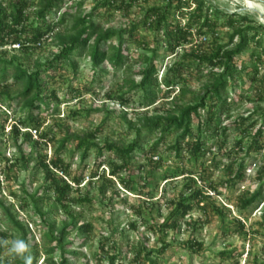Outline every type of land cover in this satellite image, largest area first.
Instances as JSON below:
<instances>
[{"label":"rangeland","instance_id":"374dc122","mask_svg":"<svg viewBox=\"0 0 264 264\" xmlns=\"http://www.w3.org/2000/svg\"><path fill=\"white\" fill-rule=\"evenodd\" d=\"M2 1L8 3V0ZM37 1L29 0L25 23L27 33L34 22ZM99 2L64 0L48 14L55 25L53 35L44 36L40 44L27 45L25 50L11 43L0 47V57L7 60L16 57L17 62L31 69L37 64H45L59 53L54 33L66 31L73 16L91 13V20L100 28L120 30L137 24L134 38H127L124 34L127 61L120 69H113L107 62L103 63L104 71L93 68L88 50H84L71 55L74 66L69 61L58 60L53 68L41 70L48 104L46 108L42 105L40 109L33 110L41 118L33 138L38 139L40 132L48 130V143L40 142L35 147L23 136L16 142L9 135L10 125L24 117L27 111L20 110L21 101L17 99L21 83L8 78L0 84V89L5 87L12 96L2 95L0 99V124H4V133L0 131V200L8 208L5 210L0 204V264H18L17 258L13 259L6 250L7 242L22 237L10 215L25 228L32 264H47L51 259L59 262V249L46 252L56 242L48 241L44 234L50 226L58 228L63 220L69 221V212L77 217L76 228L90 223L91 229L80 233L75 228L66 235V251H77L74 255L66 254L68 264H109L112 256L116 257L113 264H149L148 259L154 264H264V197L245 210L238 207L239 197L261 184L258 170L264 165V131L260 138L261 150L246 154L249 133H254L259 125L264 124V0H206L222 11L223 16L218 19L215 29L207 34L192 29L188 42L174 52L163 45L161 30L149 25V19L146 24L142 22L147 9L164 7L167 0H134L129 7L125 4L120 8L97 7ZM171 5L168 19L181 26L195 7L192 0L183 4L182 11L173 7L175 2ZM68 8L71 17L67 16L63 23L57 25L59 17ZM234 13L249 15L255 25L260 24L263 28L234 60L235 69L227 85L228 107L220 113L218 121L207 120L206 108L200 110L199 117L192 116V134L181 142L179 155L171 148L177 132L167 133L158 144L157 152L151 154L150 147L159 134H148L143 130L142 150L131 155L127 168L112 178L113 183L104 179L112 177L110 164L119 166L120 158L104 148L100 154L96 148H91L82 159V149L70 140L58 157L69 166L65 179L71 182L73 189L67 196L68 213L60 208L52 192L44 188L43 171L36 166L38 155H45L47 161L56 157L59 140L65 130L80 135L92 133L99 146L106 141L117 145L131 141L135 133L127 121L136 122L138 111L146 108L147 113H153L155 108L159 112L168 109L171 96H176L182 85L178 84L168 93V98H165L162 86L154 104L139 107L142 94L139 90L129 92L125 79L139 81L137 71L144 67L142 56L145 53L151 55L150 49H157L156 77L160 82L168 64L176 58L175 53L178 52L181 58L183 49L208 52L216 43L234 47L237 38L231 42L233 24L227 18ZM111 42L116 43L117 38L113 37ZM186 62L191 66L183 73V84L187 90L184 102L192 101L203 93V84L209 79L211 69L195 59L190 61L187 58ZM214 69L221 71L222 66L216 65ZM11 72L12 67L9 66L7 73ZM51 90L55 91L56 98L49 95ZM124 92L129 101L126 106L118 100V95ZM196 138L203 143L204 153L198 156L187 150V143ZM20 150L26 155V162L12 165ZM242 158L244 180L233 185L224 184L231 178L235 163ZM230 163H233L231 169ZM94 173L103 174L105 178L92 177ZM168 176L171 177L166 179ZM74 177L81 179L79 185L72 182ZM120 178L127 179L129 186L120 183ZM188 185L209 194L208 203L197 205L191 202V211L180 220L178 227L164 230L161 224L173 209L172 201L187 197L190 193ZM211 186L216 190L210 189ZM35 191L37 202L31 197ZM84 197L89 200H81ZM36 207L45 213V220ZM237 218L244 225L243 231L235 230ZM163 245L167 247L162 251ZM223 251H232L234 255H221Z\"/></svg>","mask_w":264,"mask_h":264},{"label":"trees","instance_id":"16d2710c","mask_svg":"<svg viewBox=\"0 0 264 264\" xmlns=\"http://www.w3.org/2000/svg\"><path fill=\"white\" fill-rule=\"evenodd\" d=\"M188 1L189 0H167L164 7H151L147 9L142 19V22L145 24L149 19V25H152L156 30L162 31V36L164 38L163 45L173 50L172 52L188 42V36L192 29L196 28L198 33L207 34L215 29L218 19L223 16L222 11L208 4L206 0H192L195 7L189 13L185 24L181 26L179 23L173 24L170 22L168 18L170 8L172 7L171 4L175 2L173 7L176 10L182 11L183 4H186ZM63 2L64 0H38L34 22L31 23L30 31L27 33V26L25 23L28 20L26 10L29 7V0H8V3L0 0V47L2 48L4 45L11 43L12 45L17 44L18 47L25 50L27 49V45L31 43L40 44V40H42L44 36L49 34L53 35L55 25H53L52 20H49L48 14L54 12ZM133 2L134 0H100L97 7L116 6V8H120L125 4L129 7ZM181 13L183 14V12ZM69 14L70 8L66 9L61 14L57 21V25L63 23L67 16L71 17ZM91 17V13L83 16H73L72 24L67 27L66 31L55 32L54 36L59 44L60 51L43 65L37 64L30 69L24 67L22 63L17 62L16 57L9 60L0 57V84H3L8 78H11L15 83H21L22 88L17 94V99L21 101L20 110L27 111L24 117L18 118L10 125L9 135L14 137L16 142L18 138L22 136L35 147L40 142H49L50 131L40 132L38 139H34L30 131L31 129H35L36 132H38V128L41 124V118L37 114H34L33 110L40 109L42 105L46 108L48 104L47 97L44 95L46 87L41 77V70L53 68L55 66V61L58 60L69 61L71 65L74 66V62L71 61V55L75 52L80 54L84 50H88L93 68L99 69V71H104L102 66L105 62L113 69H120L126 63L127 54L124 34H126L127 38H134L137 24H131L129 27L120 30L110 27L100 28L97 23L91 20ZM227 18L228 22L233 24V31L230 35L231 42H233L234 38H237L234 47H229L228 44L216 43L215 47L208 52L199 49H191L189 53L187 50L183 49L184 52L181 58L178 52L175 53L176 58L168 64L160 82L156 77L157 68L155 65V57L157 55V49H150L151 55L145 53L142 56L141 63L144 64V67H141L137 71V74H140L139 81L136 82L130 78L125 79L129 92L136 90L141 92L142 97L138 101L139 107H148L154 104L157 93L162 90V86L165 88V98H168V93H171L178 84L182 85L178 88V94L176 93V96H171L169 102L170 107H168V109L159 112V110L155 108L153 113H147L146 108L138 111L136 122L131 120L127 121L128 126L134 130L135 133V137L131 141L120 145H117L115 142L106 141L102 146H99L98 143L93 140L92 133H83L80 135L69 133L65 130L64 136L59 140L56 157L50 158L47 161L45 155H38L36 166L43 171L44 180L46 182L44 188L52 192L53 198L60 208L67 212V202H69L67 201V196L73 189L71 182L65 179L69 166L63 164L62 160L58 157L60 150L63 149L65 144L70 140H74L76 142V147L82 149V159L85 158L88 150L91 148H96L98 154H100L102 148H104L119 157L121 160L119 166L110 164L111 169L109 170V174L112 177L105 178L103 174L95 175L96 173L92 175V177L105 178V182L113 183L112 178H115L122 170L127 168L130 163L131 155L142 150L141 135L143 130L148 134L157 132L159 134L150 147L151 154L157 152L158 144L167 133L177 132V138L171 145V148L174 150L175 154L179 155L182 149L181 142L192 134V116L199 117L200 110L206 108L208 113L207 120L213 121L214 119L218 121L220 113L228 107L227 85L232 77V71L235 69L234 60L247 48L249 41L258 36L259 30L263 28L260 24L255 25L256 22H253V19L246 14L240 13L239 15L234 13V15H229ZM250 32L253 33L249 37ZM22 35H24V37H22ZM113 37L117 38L116 43L111 42ZM186 57L190 61L195 59L200 63H206L211 69L208 73L209 79L203 84V93L196 95L192 101L184 102L183 98L187 90L183 84L185 81L183 73L191 66V63L186 62ZM216 65L222 66V70L216 71L214 69ZM9 66L12 67V72L10 74L7 73ZM2 95L8 98L12 97L5 87L0 89V99ZM49 95L56 98L54 90H51ZM118 100L122 106H126L129 102L125 92L118 95ZM74 112L77 113V111ZM223 129H225V127H223ZM0 131L4 133V124H0ZM263 131L264 124H261L255 129L254 133H249L250 140L246 145V154L251 151L261 150L262 142L260 138ZM240 142L241 141H239V143ZM187 146V150L194 156H198L203 152V143L200 138L188 142ZM26 159V155L20 150L19 157H15L13 161L9 159V161H12L11 164L15 165L19 161L26 162ZM243 159L244 158L235 163L236 165H234L231 178L225 181L224 184L233 185L238 181L244 180L245 166ZM231 168H233V163L229 164V169ZM263 174L264 165L258 170V178L261 184L254 191H246L239 197V209L245 210L264 197ZM170 177L171 176H168L166 179ZM72 182L79 185L81 179L74 177ZM120 183L126 187L129 186L128 180L125 178H120ZM209 188L216 190L215 186ZM188 189L190 193L187 197L179 198L174 202L172 201L173 209L164 218L161 224L164 230L178 227L180 220L191 211L193 207L191 202H195L197 205L200 203H208L207 200L210 199V195L204 190L199 187L192 188L191 185H188ZM36 193L35 191V194L31 195L34 202H37V197H35ZM81 200L88 201L89 199L84 197V199ZM0 204L5 210H8L1 200ZM36 211L45 220V213L39 207H36ZM68 215L70 218L69 221L63 220L58 228L50 226L51 228H48L49 230L44 234V237L47 238L48 241L56 242L55 245L47 248L46 252L52 253L59 249L60 254L59 262L51 259L47 264H68L69 258L66 254H77V251H66V245H68V243H64L66 235L70 230L76 228L77 223V217L70 212ZM10 218L21 231V239L27 242L24 226L19 221L15 220L12 215H10ZM235 221V230L243 231L244 225L241 219L237 218ZM76 229L80 233H84L91 229V224L83 223ZM0 234L2 235V233ZM166 247L167 245H163L161 250H165ZM29 250L31 251V247H29ZM221 255L233 256L234 253L232 251H223ZM115 258V256L110 257L109 264H113ZM148 260L149 264H154L150 259ZM16 262L18 264H24L23 260L20 258H17Z\"/></svg>","mask_w":264,"mask_h":264},{"label":"clouds","instance_id":"9594fccd","mask_svg":"<svg viewBox=\"0 0 264 264\" xmlns=\"http://www.w3.org/2000/svg\"><path fill=\"white\" fill-rule=\"evenodd\" d=\"M7 253L13 258H20L24 264H32L33 257L30 254L29 245L23 239H13L6 244Z\"/></svg>","mask_w":264,"mask_h":264},{"label":"built area","instance_id":"2783aa9c","mask_svg":"<svg viewBox=\"0 0 264 264\" xmlns=\"http://www.w3.org/2000/svg\"><path fill=\"white\" fill-rule=\"evenodd\" d=\"M30 131L32 132V134L34 132L33 136H35L36 130L35 129H31Z\"/></svg>","mask_w":264,"mask_h":264},{"label":"bare ground","instance_id":"6f19581e","mask_svg":"<svg viewBox=\"0 0 264 264\" xmlns=\"http://www.w3.org/2000/svg\"><path fill=\"white\" fill-rule=\"evenodd\" d=\"M246 1H248V0H246Z\"/></svg>","mask_w":264,"mask_h":264}]
</instances>
